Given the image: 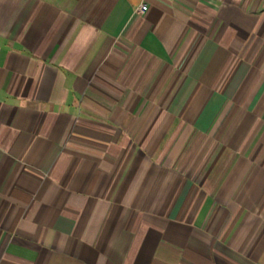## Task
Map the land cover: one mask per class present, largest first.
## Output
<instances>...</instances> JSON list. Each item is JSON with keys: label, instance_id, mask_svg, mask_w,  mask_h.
I'll return each instance as SVG.
<instances>
[{"label": "crops", "instance_id": "0c3cea01", "mask_svg": "<svg viewBox=\"0 0 264 264\" xmlns=\"http://www.w3.org/2000/svg\"><path fill=\"white\" fill-rule=\"evenodd\" d=\"M0 264H264V0H0Z\"/></svg>", "mask_w": 264, "mask_h": 264}, {"label": "built area", "instance_id": "2783aa9c", "mask_svg": "<svg viewBox=\"0 0 264 264\" xmlns=\"http://www.w3.org/2000/svg\"><path fill=\"white\" fill-rule=\"evenodd\" d=\"M147 9V6L144 4V3H142V4H140L139 6H138V11H140V12H143V11H145Z\"/></svg>", "mask_w": 264, "mask_h": 264}]
</instances>
